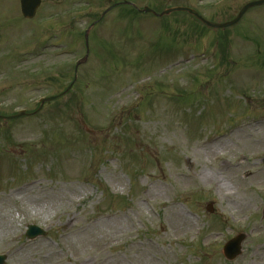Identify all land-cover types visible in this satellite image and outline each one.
Returning a JSON list of instances; mask_svg holds the SVG:
<instances>
[{"label": "rangeland", "instance_id": "1", "mask_svg": "<svg viewBox=\"0 0 264 264\" xmlns=\"http://www.w3.org/2000/svg\"><path fill=\"white\" fill-rule=\"evenodd\" d=\"M117 1L42 0L25 19L0 0V113H30L0 122L5 264H264V6L224 31L219 67V33L124 5L86 50ZM129 1L225 22L251 0Z\"/></svg>", "mask_w": 264, "mask_h": 264}, {"label": "water", "instance_id": "2", "mask_svg": "<svg viewBox=\"0 0 264 264\" xmlns=\"http://www.w3.org/2000/svg\"><path fill=\"white\" fill-rule=\"evenodd\" d=\"M262 2H264V1H259L257 3H251V4L247 5L246 7L243 8V10L239 14V16L234 21H231V22H228V23H225L222 25H215V24L209 23L205 20L204 21H205V23H207L213 27H228V26H231L234 23H236L238 20H240V18L243 16V14L245 13V11L247 10L248 7H250L254 4L262 3ZM40 3H41V0H21L22 11H23L24 16L29 17V18L33 17L35 15L36 10H37L38 6L40 5ZM179 9L180 8L171 9V10L166 11L165 13L168 14L172 10H179ZM145 11L149 12L150 9L146 8ZM190 11L192 12V10H190ZM0 118H6V117L0 116ZM27 234L30 238H35L39 235H44L45 231L42 230L41 228L37 227V226L30 225ZM244 238H245V235L241 234V235L237 236L235 239H232L231 241H229L225 245L223 252L228 259L233 260L238 255L241 254V252H242L241 244H242V241ZM5 260H6V256H0V264H4Z\"/></svg>", "mask_w": 264, "mask_h": 264}]
</instances>
